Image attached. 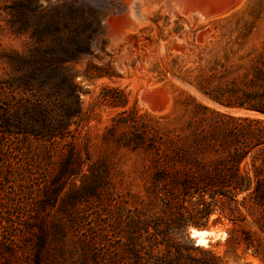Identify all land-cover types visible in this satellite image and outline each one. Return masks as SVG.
<instances>
[{
  "label": "rangeland",
  "instance_id": "rangeland-1",
  "mask_svg": "<svg viewBox=\"0 0 264 264\" xmlns=\"http://www.w3.org/2000/svg\"><path fill=\"white\" fill-rule=\"evenodd\" d=\"M122 3L0 0V264H35L36 242L38 264H168L176 247L264 264V113L249 108L264 104V0H197L212 16L194 24L143 6L155 26L117 32ZM74 7L93 29L60 68L77 91L64 117L63 92L31 83L29 61L59 38L78 48ZM36 102L62 133L18 125L38 120L26 110ZM230 130L241 184L202 180L233 169L211 138ZM191 229L213 234L195 245Z\"/></svg>",
  "mask_w": 264,
  "mask_h": 264
},
{
  "label": "trees",
  "instance_id": "trees-1",
  "mask_svg": "<svg viewBox=\"0 0 264 264\" xmlns=\"http://www.w3.org/2000/svg\"><path fill=\"white\" fill-rule=\"evenodd\" d=\"M74 13L77 14L78 18L81 20V22L84 24H81V28L79 31V35L81 38V43L78 45V48L74 50L73 52H68V49L66 48L64 42L59 38L58 40H54L53 42L49 43L44 51L37 50L35 51L30 58L29 64L32 66L31 73L29 76L30 82L37 84L39 88H42L44 84L52 82L53 87V93L56 97L59 96V94H62L61 97L63 100H65V103H62V106H59V115L60 116H69L71 113L70 111H76L77 104L75 107V103L77 101V91L75 87L72 85L69 77L65 74H62L60 72V68L63 63L67 61H74L78 55L83 52L87 45V40L89 38V35L93 28L89 26V23H87V17L86 13L82 8H76L73 9ZM71 99L74 102V108H69V105L66 104L67 100ZM249 108L260 111L264 113V104H257V105H250ZM26 110L28 111V114L34 116L35 118H38L36 122H21L18 123L19 126H21L22 129H26V134L34 136L35 138L41 139L45 136L50 135H59L63 132V130L67 127L66 124L62 123H49L46 122V111L43 109L42 105L39 103L31 104L30 106L26 107ZM77 112L80 114L79 109H77ZM11 118H8V125L11 123ZM212 140L217 143L220 147H223V149H227V154L230 155L229 157L233 159V169H229V167H222L223 169H218V167L214 168L208 172V170H204L202 174L204 176L201 177L202 180L212 183H220V184H241V182H238L239 179H242L238 175V167H237V161L241 159L242 156H239L237 154V149L232 147L233 152H230V145L234 146L233 140L235 141V135L233 134V131H227L225 134H222L219 136V134L216 133L214 137H212ZM228 138V140H227ZM245 139L248 138V136L244 137ZM219 139V140H216ZM232 140V141H231ZM210 141V139H209ZM173 142H168V146L172 147ZM211 143V142H210ZM166 144V142H165ZM166 146V145H164ZM157 150L160 149V147L156 148ZM221 166V165H218ZM176 170L173 171V174L175 175ZM178 175V174H177ZM186 178V180H194L189 174H186L183 176ZM44 202L40 203V207L43 205ZM193 226H197V224L192 222ZM236 238L232 233H228L227 242L232 245L235 243L234 241ZM35 253L33 261L35 264H38L40 262V251L42 249L41 242L34 243ZM196 248L190 247L188 252L183 254V252L176 247L175 248V254L174 256L167 262L168 264H223V261L220 257L214 255L210 251H205L201 253L199 256L195 254ZM186 262V263H185Z\"/></svg>",
  "mask_w": 264,
  "mask_h": 264
},
{
  "label": "bare ground",
  "instance_id": "bare-ground-1",
  "mask_svg": "<svg viewBox=\"0 0 264 264\" xmlns=\"http://www.w3.org/2000/svg\"><path fill=\"white\" fill-rule=\"evenodd\" d=\"M196 2H197V0L196 1L195 0H123L126 15L124 17L125 18L124 22L121 21L123 24L121 23L122 25H121L120 29L118 30V28H117V32L127 30L128 29L127 27L129 25H131V26L134 25V23L135 24H139L140 22L152 23L150 21V16H148V14H147V11L144 8H142L143 6L144 7L150 6L152 9V7L154 8V7H157L158 5H162V6H164V8L161 9V12L169 13L171 15V18H172V16L178 17L179 16L178 14L180 13V14H183L184 17L189 20L188 22H191L193 24L200 21V20L203 21V19H205L210 14V11H209L210 9H208L207 6H209L211 3L209 5L202 6L198 11V9L196 8ZM209 2L210 1H208L207 3H209ZM214 8H215V6H214ZM222 8H224V7H222ZM214 14H215V12H214ZM164 15H166V14H164ZM121 20H123V19H121ZM171 24L172 23H170V25ZM187 25H185L181 31V37H185V34L187 32V28H188ZM172 37L170 36V38H172ZM174 42H176V41L174 40ZM178 42H180V41H178ZM145 97H147V95H145L144 98ZM145 99L147 101V98H145ZM211 234H213L212 230L207 231V230L191 229V236L196 238V244L197 245H206L207 236H209Z\"/></svg>",
  "mask_w": 264,
  "mask_h": 264
},
{
  "label": "clouds",
  "instance_id": "clouds-1",
  "mask_svg": "<svg viewBox=\"0 0 264 264\" xmlns=\"http://www.w3.org/2000/svg\"><path fill=\"white\" fill-rule=\"evenodd\" d=\"M22 39H27L26 37H22ZM17 52H22V48L21 47H17L16 49Z\"/></svg>",
  "mask_w": 264,
  "mask_h": 264
},
{
  "label": "water",
  "instance_id": "water-1",
  "mask_svg": "<svg viewBox=\"0 0 264 264\" xmlns=\"http://www.w3.org/2000/svg\"><path fill=\"white\" fill-rule=\"evenodd\" d=\"M191 238H193V239H194V242L196 243V238H195V237H193V236H191ZM195 245H197V244H195Z\"/></svg>",
  "mask_w": 264,
  "mask_h": 264
}]
</instances>
